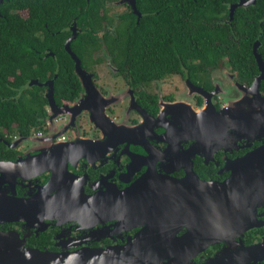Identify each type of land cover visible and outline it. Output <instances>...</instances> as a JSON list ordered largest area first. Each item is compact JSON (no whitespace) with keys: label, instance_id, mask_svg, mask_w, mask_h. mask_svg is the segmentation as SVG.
Returning a JSON list of instances; mask_svg holds the SVG:
<instances>
[{"label":"flooded vegetation","instance_id":"obj_1","mask_svg":"<svg viewBox=\"0 0 264 264\" xmlns=\"http://www.w3.org/2000/svg\"><path fill=\"white\" fill-rule=\"evenodd\" d=\"M131 1L108 4L103 33L128 16L136 39L147 18L146 47L163 45L160 67L172 72L141 76L136 46L131 63L103 49L83 65L98 91L86 95L80 79L76 100H56L70 113L51 121L48 101L44 130L0 135V264H264V0ZM84 97L91 109L80 111ZM224 108L218 130L210 123ZM255 150L257 195L217 207L199 194L192 206L178 190L187 176L228 180ZM31 157L42 166L11 172Z\"/></svg>","mask_w":264,"mask_h":264},{"label":"trees","instance_id":"obj_2","mask_svg":"<svg viewBox=\"0 0 264 264\" xmlns=\"http://www.w3.org/2000/svg\"><path fill=\"white\" fill-rule=\"evenodd\" d=\"M112 1L14 0L4 3L0 15V135H28L44 130L48 100L41 92L43 87L29 85L31 79L44 81L57 75L56 100L61 103L78 98L80 78L64 46L74 22L81 32L73 41L72 49L84 66L103 61L104 58L95 55L103 49L114 63H131L136 46L138 74L164 76L172 72L160 67L170 62L167 54H162L163 45L154 44L151 51L146 47L147 18L136 25V39L128 30V16L115 33H103V26L114 21L108 5ZM23 11L27 15H23ZM48 47L54 56L41 57L40 52L35 53Z\"/></svg>","mask_w":264,"mask_h":264},{"label":"water","instance_id":"obj_3","mask_svg":"<svg viewBox=\"0 0 264 264\" xmlns=\"http://www.w3.org/2000/svg\"><path fill=\"white\" fill-rule=\"evenodd\" d=\"M12 1L14 0H0V6L3 5L5 2H12ZM127 1L133 3L131 0H127ZM70 29L72 30V35L68 37L65 43V48L75 62V71L77 75L79 76V78L81 79L83 86H84L85 94L87 95L92 90H97L95 83H94L95 74L93 72L86 70L83 67L81 58L72 49V43L79 36L81 29L78 27L76 22L72 24ZM56 79H57V75L52 80L45 82V83L40 82L39 79H36L31 82L32 85L40 84L41 86L43 85L49 86L47 98L49 101L50 110L52 112V115L50 117L51 121L53 118L57 117L58 115L70 113L69 112L70 104L65 103L63 104V106H59L56 102V99H55V80ZM256 85H258L257 82H256ZM216 92L219 93L220 91L217 90ZM84 98H81L79 101L76 102V106L78 107L80 111L83 109H91L87 104V97L85 99ZM103 99L108 100L109 98H103ZM109 104H112V101L109 102ZM225 113H226V108L222 109L221 111H218L216 115L213 117L212 122L210 124L217 127L218 130L228 126L229 125L227 123L228 118L226 117ZM92 118L95 119L96 117L93 115ZM247 121H248V126H249V122L250 123L253 122L254 124H257L255 122L256 116L254 117L249 116ZM67 126H68V123L65 125V128ZM61 133H62V130H61ZM33 138L34 137H27L24 140H32ZM260 157L261 155L259 153V150H255L251 152L250 154H248L235 167H231L233 170L232 175L226 181L206 182L203 180H199L198 177L194 181L193 179H191L190 176H187L183 178L182 180H178L176 182L177 188L180 191L185 190L183 191V193L184 195H186V197L188 198L192 206H193L194 197L195 199H197L199 194H200L201 200H207V205H209L208 200L209 198H211V204L216 205L217 207L226 206L227 205L226 201L231 198L233 200L236 197L244 198L250 192H254V194L257 195L258 194L257 176H258V166H259L257 164V159ZM41 159L42 158L40 157L22 158L21 160H18L17 162L13 163L12 166L10 167V170L12 173H15L17 175L20 173L21 171L20 169L23 168L24 166H30L32 168H37L39 165L42 166L43 164ZM6 165L8 166V163L0 162V171L4 172V170L7 167ZM196 180L200 181V183L198 182L199 184H197ZM53 184H54V181L52 183L51 182L48 183L45 189H50V186ZM196 184L199 185L200 187H198ZM194 185H195V188H194ZM155 197L158 200H160L161 198L160 195H157ZM44 200H50L51 202V198H48V197H46ZM50 202L43 203L41 205L50 207Z\"/></svg>","mask_w":264,"mask_h":264},{"label":"rangeland","instance_id":"obj_4","mask_svg":"<svg viewBox=\"0 0 264 264\" xmlns=\"http://www.w3.org/2000/svg\"><path fill=\"white\" fill-rule=\"evenodd\" d=\"M109 78H111V76H109Z\"/></svg>","mask_w":264,"mask_h":264}]
</instances>
